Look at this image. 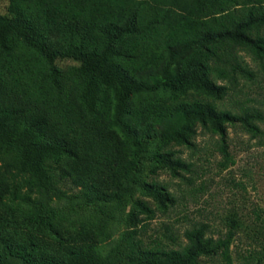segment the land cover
I'll return each mask as SVG.
<instances>
[{
    "label": "trees",
    "instance_id": "16d2710c",
    "mask_svg": "<svg viewBox=\"0 0 264 264\" xmlns=\"http://www.w3.org/2000/svg\"><path fill=\"white\" fill-rule=\"evenodd\" d=\"M217 1L9 0V15L0 14V210L75 188L85 196L121 200L152 124L159 126L163 146L193 148L199 131L217 136L215 145L226 158L229 126L263 135L264 101L236 104V109L225 101L240 103L237 97L246 88L264 83V0H225L241 2L246 12L199 25L189 17ZM164 36L187 47L180 66L165 65L162 79L137 71L133 64L149 63L147 47ZM168 53L174 55L172 45ZM64 61L75 65L63 69ZM158 88L176 100L156 104L141 117L135 109L140 95ZM189 93L204 99L177 100ZM175 161L181 169L189 167ZM110 171L119 190L105 178ZM145 193L155 208L145 201L134 205L129 229L108 257L89 242L48 259L54 264H202L203 258L222 255L229 261L234 225L215 238L210 224L192 222L178 249L144 246L138 236L141 215L152 218L177 203L161 182L146 184ZM168 236L176 241L172 232ZM0 246L3 260L32 243L0 236Z\"/></svg>",
    "mask_w": 264,
    "mask_h": 264
},
{
    "label": "rangeland",
    "instance_id": "374dc122",
    "mask_svg": "<svg viewBox=\"0 0 264 264\" xmlns=\"http://www.w3.org/2000/svg\"><path fill=\"white\" fill-rule=\"evenodd\" d=\"M220 1L225 3L219 4ZM217 3H208L200 12L188 15L199 25L224 14L240 15L247 10L241 2ZM9 4V0H0L1 15H9ZM177 40L164 36L147 47L149 63L143 61L133 67L162 79L163 67L169 64L177 68L180 57L187 51L184 44L177 45ZM171 45L172 56L168 53ZM246 58L252 62L249 56ZM73 65L64 61L60 66L67 69ZM237 98L240 103L230 99L225 103L234 109L238 107L236 104L260 106L264 101V83L250 85ZM181 99H204V96L189 93L177 98ZM175 100L170 92L158 88L151 94L140 95L135 109L144 118L156 104ZM261 128L264 130V124ZM199 132L193 148L163 146L159 126L149 125L143 142L145 148L127 184L128 193L119 201L85 196L80 188H75L45 193L35 203H9L0 210V236L25 246L31 242L32 246L22 253H8L0 264H54L49 256L58 258L63 250L89 242L96 245L103 257H108L122 243L134 205L145 201L155 208L154 201L145 193L146 184L154 182L165 184L177 203L166 213L156 211L152 218L141 215L144 222L138 225V236L144 246L178 249V244L186 241L184 232L192 222L210 224L215 238L234 225L236 235L229 248V261L218 255L203 258L202 264H264V134L253 137L239 126H229L230 155L226 158L215 145L217 136ZM176 158L189 167L179 168ZM105 178L112 182L113 190H119L112 171ZM171 232L176 241L168 236Z\"/></svg>",
    "mask_w": 264,
    "mask_h": 264
}]
</instances>
